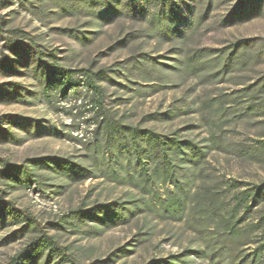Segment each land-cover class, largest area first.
<instances>
[{"label":"rangeland","instance_id":"obj_1","mask_svg":"<svg viewBox=\"0 0 264 264\" xmlns=\"http://www.w3.org/2000/svg\"><path fill=\"white\" fill-rule=\"evenodd\" d=\"M170 1L186 30L178 39H167L150 23L154 0H0V61L7 60L0 68V169L3 163L32 167L33 161L52 166L56 159L91 173L69 179L38 167L29 187L0 177L1 200L10 208L0 209L7 218L5 224L0 219V264L41 234L80 264H147L198 246L182 223L154 212L112 228L74 217L99 205L128 207L131 196L139 197L103 177L106 158L91 155L101 136L92 131L104 117L192 140L206 151L212 176L246 184L264 180V159H257L264 116L246 112L252 100L240 97L264 78V0ZM9 37L21 46L19 56L6 47ZM238 42H248L239 48L250 58L247 65L192 68L225 56ZM32 47L44 57L24 63ZM52 57L64 68L98 75L99 114L84 89L67 100L45 97L41 80Z\"/></svg>","mask_w":264,"mask_h":264},{"label":"trees","instance_id":"obj_2","mask_svg":"<svg viewBox=\"0 0 264 264\" xmlns=\"http://www.w3.org/2000/svg\"><path fill=\"white\" fill-rule=\"evenodd\" d=\"M248 1L242 0L243 3ZM154 5L149 21L156 31L167 39H178L186 34L170 0H154ZM2 26L0 18V32ZM5 42L14 55L22 53L21 46L11 37ZM247 45L248 42H238L225 56L212 57L192 68L238 69L249 63L250 58L239 51ZM43 57L42 52L32 47L25 52L23 60L27 63L30 59L35 61ZM51 61L41 80L45 97L67 100L84 89L95 98L93 104L99 114L102 89L98 85V75L90 70L64 68L54 57ZM6 63V59L1 60L0 68H6ZM250 88L240 96H248L253 103L244 110L260 111V116H264V78L262 84ZM92 134L101 136L96 138L91 155L106 158L108 162L103 177L130 186L139 197L131 196L128 207L123 203L99 205L89 211L73 212L74 217L95 219L102 227L112 228L154 212L162 220L182 223L198 242L194 249H184L179 254L153 259L147 264H264V180L259 184H246L212 176L205 166L206 151L192 140L177 135L164 137L150 129L125 128L107 117L97 122ZM259 147L258 158L255 156L258 160L264 159V141ZM31 163L32 167L3 163L0 177L29 187L36 183L34 170L38 167H50L69 179H87L91 175L88 170L67 160L52 159V166L42 161ZM1 196L0 190V209L5 213L10 208L2 202ZM3 215L0 219L5 224L7 218ZM24 221L32 222L30 218ZM8 264L80 262L53 237L41 234L12 256Z\"/></svg>","mask_w":264,"mask_h":264}]
</instances>
